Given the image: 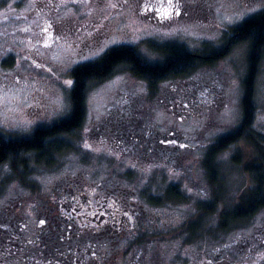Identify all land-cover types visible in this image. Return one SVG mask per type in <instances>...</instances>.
<instances>
[{"label":"rangeland","instance_id":"374dc122","mask_svg":"<svg viewBox=\"0 0 264 264\" xmlns=\"http://www.w3.org/2000/svg\"><path fill=\"white\" fill-rule=\"evenodd\" d=\"M172 4L169 9L168 0H0V135L30 137L36 128L67 117L71 71L112 46L133 44L154 60L160 56L150 52L149 42L219 49L234 36V26L264 10V0ZM165 9L171 12L167 18L161 15ZM249 51L248 42L236 43L217 63L164 80L155 93L129 71L95 84L84 125L63 135L65 149L54 153L53 164H33L24 179L10 163L0 164V241L14 222L36 233L49 205L46 196L58 192L63 199L64 187L81 182L90 197L111 194L112 204L130 195L137 206L124 229L91 228L85 236L102 264H264V209L244 225L218 230L221 211L248 184L232 162L239 149L252 160V146L242 143L221 153L230 186L226 204L202 223L207 228L201 235L189 229L199 203L214 197L205 153L241 121ZM256 102L255 126L264 132V57ZM170 185L181 188L184 200L152 204L149 196H162ZM142 231L158 236L145 240ZM77 243L84 246V239ZM2 247L0 242V257Z\"/></svg>","mask_w":264,"mask_h":264},{"label":"trees","instance_id":"16d2710c","mask_svg":"<svg viewBox=\"0 0 264 264\" xmlns=\"http://www.w3.org/2000/svg\"><path fill=\"white\" fill-rule=\"evenodd\" d=\"M232 32L234 36L228 38L226 44L229 48L224 46L216 49L205 45L201 49L192 50L185 44L159 45L149 42L150 52L160 56L154 60L142 53L136 45L119 44L110 47L94 60L76 65L71 71L73 85L70 89L69 115L53 125L36 128L30 137L11 138L0 135V164L10 163L13 172H18L17 177L22 179L29 176L33 164H53L54 153H61L65 149L61 139L63 135L70 136L84 125L87 117V97L91 88L117 72L129 71L135 77L146 81L151 92L155 93L162 81L187 76L204 64L217 63L226 57L236 43L248 42L250 51L243 81L242 118L237 127L218 137L205 153L203 166L214 197L210 201L199 203L198 216L190 222L189 229L191 233L201 235L203 229L207 228L202 223L226 204L230 186L219 157L226 149L242 143L252 146L255 156L252 160H245L243 149H239L232 163L246 175L248 184L238 193V201L221 211L218 230L228 231L250 222L264 209V132L255 126L258 113L257 84L264 57V10L244 19L232 28ZM149 197L151 203L157 206L184 200V194L178 185H170L162 196L151 194Z\"/></svg>","mask_w":264,"mask_h":264},{"label":"flooded vegetation","instance_id":"af4514ba","mask_svg":"<svg viewBox=\"0 0 264 264\" xmlns=\"http://www.w3.org/2000/svg\"><path fill=\"white\" fill-rule=\"evenodd\" d=\"M69 184L64 187L63 199H59L58 192L51 198L46 196L49 205L44 208L36 233L29 232L25 223L10 226V232L0 241L4 252L0 264H102L100 252L90 250L85 236L91 228L99 232L106 231V227L124 229L130 216L136 217V203L130 195H122V200L115 197L116 202L110 204L111 194L103 199L97 194L90 197L83 183ZM146 231L140 232L141 238L158 236ZM81 238L84 246L77 243Z\"/></svg>","mask_w":264,"mask_h":264},{"label":"snow or ice","instance_id":"6c2138e0","mask_svg":"<svg viewBox=\"0 0 264 264\" xmlns=\"http://www.w3.org/2000/svg\"><path fill=\"white\" fill-rule=\"evenodd\" d=\"M174 7V5L172 4V0H168V8H172ZM162 16H164L165 18H167L168 16L171 15V12L168 10V9H165L162 13H161ZM43 223V222H41Z\"/></svg>","mask_w":264,"mask_h":264}]
</instances>
